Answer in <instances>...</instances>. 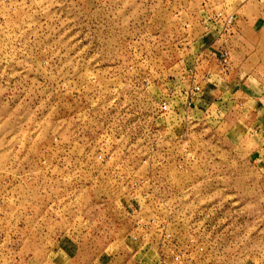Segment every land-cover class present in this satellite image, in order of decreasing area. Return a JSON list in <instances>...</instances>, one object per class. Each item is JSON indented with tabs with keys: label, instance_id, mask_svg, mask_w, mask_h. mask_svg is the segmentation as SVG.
<instances>
[{
	"label": "rangeland",
	"instance_id": "rangeland-1",
	"mask_svg": "<svg viewBox=\"0 0 264 264\" xmlns=\"http://www.w3.org/2000/svg\"><path fill=\"white\" fill-rule=\"evenodd\" d=\"M246 1L0 0V264H264L249 117L201 94L264 59Z\"/></svg>",
	"mask_w": 264,
	"mask_h": 264
},
{
	"label": "crops",
	"instance_id": "crops-1",
	"mask_svg": "<svg viewBox=\"0 0 264 264\" xmlns=\"http://www.w3.org/2000/svg\"><path fill=\"white\" fill-rule=\"evenodd\" d=\"M261 1L256 0L255 4L253 1L248 0L244 4H240L238 8L240 14L236 17L234 28L240 31L246 27L249 29L256 28L258 20L264 18V3H261ZM230 59V69L224 75H220L218 69L215 70L213 66L204 70L210 78L206 82L204 81L206 84L201 93L203 94V103L205 102L206 106L207 103L212 105L207 98L211 99V94H218L222 98V101H219V106L223 107L226 103H222L229 97L232 100L227 101V103H232L234 110L245 113V116L249 117L248 128L250 134L248 137L246 135L242 136L241 141L247 139L251 144L249 159L259 166L260 172L264 173V79L258 75L260 73L258 71L259 66H263L264 59L259 58L257 51L251 50L241 55L236 52L233 58ZM244 74L251 78L249 83L241 80ZM62 245V248H57V245L55 247L59 251H64ZM41 250L42 252L47 251L46 248H43V245ZM119 250L121 249H118V252H120ZM96 262V258H93L87 264H98Z\"/></svg>",
	"mask_w": 264,
	"mask_h": 264
},
{
	"label": "built area",
	"instance_id": "built-area-1",
	"mask_svg": "<svg viewBox=\"0 0 264 264\" xmlns=\"http://www.w3.org/2000/svg\"><path fill=\"white\" fill-rule=\"evenodd\" d=\"M216 17L218 18V21L224 25V29L228 28H232L231 27V23L233 22V14H223L222 12H218L215 14ZM230 54H229V51L225 49H221L218 51V58H217V65H218V72L220 75H224L226 74L229 69H230V64H231V59H230ZM194 90H199V86H195L194 87ZM161 109L165 110L167 109V104L166 103H162L160 105ZM99 158L102 157L101 154L98 155Z\"/></svg>",
	"mask_w": 264,
	"mask_h": 264
}]
</instances>
